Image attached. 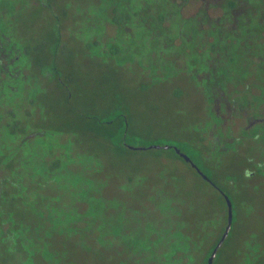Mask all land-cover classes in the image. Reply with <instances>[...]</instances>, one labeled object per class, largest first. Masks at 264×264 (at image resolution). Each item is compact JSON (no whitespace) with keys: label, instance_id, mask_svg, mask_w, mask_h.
Wrapping results in <instances>:
<instances>
[{"label":"flooded vegetation","instance_id":"obj_1","mask_svg":"<svg viewBox=\"0 0 264 264\" xmlns=\"http://www.w3.org/2000/svg\"><path fill=\"white\" fill-rule=\"evenodd\" d=\"M116 80L166 87L192 117L156 156L207 186L197 219L156 207L111 223L104 156L135 148ZM242 153L243 181L263 176L264 0H0V247L15 250L12 264H78L77 249L125 244L117 264H202L227 223L226 160ZM247 245L233 264H254Z\"/></svg>","mask_w":264,"mask_h":264},{"label":"rangeland","instance_id":"obj_2","mask_svg":"<svg viewBox=\"0 0 264 264\" xmlns=\"http://www.w3.org/2000/svg\"><path fill=\"white\" fill-rule=\"evenodd\" d=\"M97 75L101 76V74ZM81 76L84 77L85 73H82ZM116 81L127 94L125 102L128 105L127 108L121 107L116 110H131L129 114L132 115L127 116L126 129L129 128V130L126 139L127 143L135 148H119L116 151L110 149L104 156L105 167L100 178L104 177L105 180L103 193L106 196L108 217L111 223L120 227L119 223L124 226L126 225L125 220H128L136 225L140 216H146V214L155 211L156 207L160 209L171 207L176 214L184 215L190 219L197 217L200 206L209 204L207 200L199 198L198 187L206 191L208 190L207 186L188 169L183 176L177 177L169 174L174 166L172 164L161 165L156 156L161 149L150 147V145L174 142L173 139L167 137V134L173 128L186 127L192 117L180 116L173 111L174 104L169 99L166 87L136 90L127 81ZM135 122L138 128L135 127ZM130 129H135L136 132L132 134ZM246 155L249 153L237 154L226 160L232 164L231 168L234 173L226 175L227 179L220 182V187L230 195L231 191H234V195L230 197L233 217L228 237L218 249L213 264H233V258L237 259L240 255H248L250 248L247 243L258 248L253 254H250L254 264H264V174H261L263 176L258 174L260 177L256 174L257 176L249 178L250 181H243L247 172L241 167L245 162ZM254 164L253 166H255ZM224 166L220 168L221 174L225 173ZM161 168L169 170L167 175L159 174L158 171L163 170ZM201 168L207 172L203 165ZM176 169L179 170V168ZM208 174L210 173L208 172ZM212 177L214 176L212 175ZM167 180H172L175 184L168 186L165 182ZM176 184H178L177 187H175ZM166 191L176 197L178 195L182 197L171 198L172 195L164 193ZM160 192L164 193L162 199H151ZM14 216L19 217L20 213L18 212ZM119 216H122L123 219L118 220ZM116 248L110 246L97 249L94 246L84 250L85 254L80 249H77V252L75 251L73 254L75 257L76 255L84 256L78 258V260H82L78 264H102L103 259H105V264H117L119 258L129 254L131 249L127 244L123 247L119 246V249ZM14 251L11 247H0V264H12L14 258L17 259L18 256L14 254Z\"/></svg>","mask_w":264,"mask_h":264},{"label":"water","instance_id":"obj_3","mask_svg":"<svg viewBox=\"0 0 264 264\" xmlns=\"http://www.w3.org/2000/svg\"><path fill=\"white\" fill-rule=\"evenodd\" d=\"M150 147H160V145H150ZM181 155L186 159L189 160V157L187 155H185L184 153H181ZM193 164V163H192ZM195 166V164H193ZM199 173L202 174V176L206 179L209 180V178L203 174L199 169H198ZM223 196H224V200L226 202V206H227V223L226 226L224 227L223 233L220 237V239L218 240V242L216 243V245L214 246V248L212 249L210 255L207 258V262L206 264H213V260L214 257L216 256L217 250L219 249V247L222 245V243L224 242L225 238L227 237L229 230L231 228V224H232V217H233V213H232V202L230 200V198L228 197L227 194H225L223 191Z\"/></svg>","mask_w":264,"mask_h":264},{"label":"trees","instance_id":"obj_4","mask_svg":"<svg viewBox=\"0 0 264 264\" xmlns=\"http://www.w3.org/2000/svg\"><path fill=\"white\" fill-rule=\"evenodd\" d=\"M221 204H222V209H223V211H222V213H223V222H224V218H225V208H224V205H225V201H224V198L223 197H221ZM196 219H197V217H196ZM176 222H173V230H174V228L178 225V224H176ZM181 227V226H180ZM223 228H224V225H223ZM212 249V248H211ZM210 249V250H211ZM210 250H208L207 251V253H206V255H205V257H204V262H202V264H206V260H207V256H208V254L210 253Z\"/></svg>","mask_w":264,"mask_h":264}]
</instances>
